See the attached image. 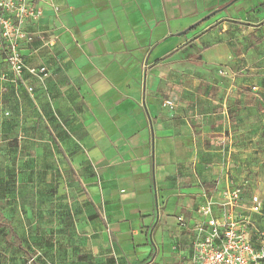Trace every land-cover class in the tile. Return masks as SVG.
Listing matches in <instances>:
<instances>
[{
    "label": "crops",
    "instance_id": "crops-1",
    "mask_svg": "<svg viewBox=\"0 0 264 264\" xmlns=\"http://www.w3.org/2000/svg\"><path fill=\"white\" fill-rule=\"evenodd\" d=\"M34 2L21 54L48 75L5 84L0 109L19 180L43 177L28 194L57 179L45 264H189L196 211L227 186V132L257 108L264 0Z\"/></svg>",
    "mask_w": 264,
    "mask_h": 264
},
{
    "label": "rangeland",
    "instance_id": "rangeland-1",
    "mask_svg": "<svg viewBox=\"0 0 264 264\" xmlns=\"http://www.w3.org/2000/svg\"><path fill=\"white\" fill-rule=\"evenodd\" d=\"M258 39L263 42L264 49V31L259 32ZM260 55L263 57L261 60H264V55L262 53ZM261 60L256 65L259 79L254 89L252 88L257 96L256 111L251 115L242 114L240 122L234 124L230 132H227L232 140L224 147L226 154H229L224 167L227 169L225 185L240 186L243 190L248 187L253 194L262 199L264 205V61ZM4 111L6 110L0 109V209L11 222L22 246L30 252H39L40 255L35 258L45 264L49 258L46 250L49 249L51 242L58 243L51 241L48 234L62 221L58 215L56 202L57 179L53 182L55 187L50 192L39 186L33 190L32 195L28 194L27 189L32 187L31 183L36 181L42 184L43 177L25 174L19 180L20 172L27 168L26 163L22 162L26 153L22 148L19 150L18 144L16 149L10 146V143L16 142L18 133L15 134V138H3L6 133H10L12 126L11 112L7 110L10 116L5 118ZM242 206L244 207L238 214L250 219L245 227L249 239L256 236V230L261 232L257 234L259 238L253 241L256 245L264 236V211L260 218L253 216L255 214L248 211L250 197L248 201H243ZM41 233L46 236H41ZM13 242L14 239L8 237L7 230H0V264H30L24 260L23 254L17 248L11 246Z\"/></svg>",
    "mask_w": 264,
    "mask_h": 264
},
{
    "label": "built area",
    "instance_id": "built-area-1",
    "mask_svg": "<svg viewBox=\"0 0 264 264\" xmlns=\"http://www.w3.org/2000/svg\"><path fill=\"white\" fill-rule=\"evenodd\" d=\"M34 1L0 0V57L6 66V72L0 74L1 91L6 90L5 84L18 83L25 75L39 85L47 78L46 67L29 65L21 54L34 41L25 24L36 22L43 15L42 8ZM44 2L56 10L53 0ZM34 90L32 84L26 87L29 95ZM164 106L172 108L173 104L165 101ZM8 116L10 112L4 111V117ZM242 194V187L229 185L220 191L217 201L209 197L198 207L200 220L192 227L189 264H261L264 261V236L256 245L251 242L245 228L250 219L238 214L244 207ZM262 206V199L252 194L248 211L257 215ZM178 221L183 223V218L179 217Z\"/></svg>",
    "mask_w": 264,
    "mask_h": 264
},
{
    "label": "trees",
    "instance_id": "trees-1",
    "mask_svg": "<svg viewBox=\"0 0 264 264\" xmlns=\"http://www.w3.org/2000/svg\"><path fill=\"white\" fill-rule=\"evenodd\" d=\"M10 146H12L13 148L16 149L17 148V142L10 143ZM247 188L248 187H246V189L243 190V194H242L243 201H248L249 197H251L253 194V192L251 190H249V188L248 189ZM263 211H264V205L262 206V209L260 212L261 214L260 215L257 214V215H253V216L260 218ZM258 218H256V219L258 220ZM256 219H254V222L256 221ZM4 229L7 230L8 237L11 236L14 239V242L11 244V246L17 248L23 254L24 260L26 262H29L30 264H42V263H40V261H38L36 259L37 256L40 255V253L39 252H36V253L30 252L25 247L22 246L21 240H20L19 236L16 234V232L14 231V229L11 225V222L6 219L3 211L0 209V230H4ZM256 231H257L256 236H254L253 239L250 240L251 242L255 241L256 238L257 239L259 238V235H257V234H260L261 232L258 230H256ZM261 264H264V261H262Z\"/></svg>",
    "mask_w": 264,
    "mask_h": 264
}]
</instances>
